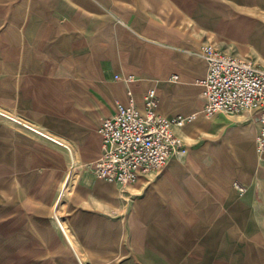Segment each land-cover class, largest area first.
I'll return each mask as SVG.
<instances>
[{"label":"crops","instance_id":"1","mask_svg":"<svg viewBox=\"0 0 264 264\" xmlns=\"http://www.w3.org/2000/svg\"><path fill=\"white\" fill-rule=\"evenodd\" d=\"M215 17V0H0V112L41 132L0 116V171L16 187L12 217L0 197V226L46 236L55 264H119L124 252L126 264H264L257 115H200L198 51ZM149 88L161 115L199 114L179 134L189 156L212 154L173 156L120 189L93 172L97 128L117 102L142 108Z\"/></svg>","mask_w":264,"mask_h":264},{"label":"built area","instance_id":"2","mask_svg":"<svg viewBox=\"0 0 264 264\" xmlns=\"http://www.w3.org/2000/svg\"><path fill=\"white\" fill-rule=\"evenodd\" d=\"M198 55L207 67L206 75L200 81L203 99L200 115L255 112L258 129L254 148L264 166V65L257 64L250 57L222 50L213 43L201 45ZM171 78L176 79L177 75ZM157 107L156 91L149 88L144 93L142 108L137 107L130 97L127 104L117 102L115 113L102 119L97 128L101 153L92 166L98 179L119 186L130 185L143 176L160 171L169 158L185 151L186 145L179 130L199 114L164 116ZM0 116L26 130L40 133L33 126L3 112ZM233 186L239 195L244 193V186L239 182H234ZM54 218L63 232L60 221Z\"/></svg>","mask_w":264,"mask_h":264},{"label":"rangeland","instance_id":"3","mask_svg":"<svg viewBox=\"0 0 264 264\" xmlns=\"http://www.w3.org/2000/svg\"><path fill=\"white\" fill-rule=\"evenodd\" d=\"M215 14L217 34L211 43L222 50L250 57L257 64L264 65V0H215ZM225 115L234 116L236 114ZM212 118L213 116L206 117V119ZM205 137L213 138V136ZM192 141L189 140L188 143ZM206 145L210 150L199 152ZM211 150L209 144H205L192 157L187 154L177 157L175 161L198 162L212 154ZM87 167L91 168L90 165L85 166V168ZM78 172V170L73 171V176H76ZM8 175L9 172L0 171V197L2 196V200L6 201L7 208L3 207V216L6 214L7 218L14 215L15 209L13 206L9 208V201L16 195L14 180L7 178ZM126 186H120V189H124ZM47 188H36V190H42L39 195H44ZM54 221L56 222L55 218ZM12 228L13 224L9 225V223L6 227L0 226V264H55L54 256H56L57 250L54 251V248L50 247L51 252L48 251V245L45 243L46 236H34V240L31 236H18L16 238L14 234H10ZM58 228L60 229L59 225ZM60 232H62L61 229ZM62 234L64 233L62 232ZM15 239L21 240L17 251L15 250ZM63 246V240L58 242L59 254H62ZM121 254L122 252H119V255ZM127 262L128 259L124 252L123 255L119 256V264H126Z\"/></svg>","mask_w":264,"mask_h":264},{"label":"bare ground","instance_id":"4","mask_svg":"<svg viewBox=\"0 0 264 264\" xmlns=\"http://www.w3.org/2000/svg\"><path fill=\"white\" fill-rule=\"evenodd\" d=\"M41 133V132H40ZM44 134V133H43ZM52 139V138H51ZM55 141V140H54ZM55 142H57V141H55ZM188 154V149L186 148L185 149V151L184 152H181L180 154H178V156L177 157H181V156H184V155H187ZM151 175H153V174H150L149 176H151ZM63 228V227H62Z\"/></svg>","mask_w":264,"mask_h":264}]
</instances>
